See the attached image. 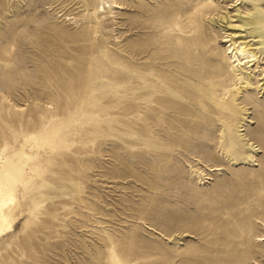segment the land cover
I'll list each match as a JSON object with an SVG mask.
<instances>
[{
  "label": "rangeland",
  "instance_id": "obj_1",
  "mask_svg": "<svg viewBox=\"0 0 264 264\" xmlns=\"http://www.w3.org/2000/svg\"><path fill=\"white\" fill-rule=\"evenodd\" d=\"M262 16L264 0H0V162L22 158L31 186L0 264H83L109 241L132 264H205L202 235L264 234V54L239 27ZM228 32L257 54L225 97L247 108L234 155L212 98L235 90Z\"/></svg>",
  "mask_w": 264,
  "mask_h": 264
},
{
  "label": "bare ground",
  "instance_id": "obj_2",
  "mask_svg": "<svg viewBox=\"0 0 264 264\" xmlns=\"http://www.w3.org/2000/svg\"><path fill=\"white\" fill-rule=\"evenodd\" d=\"M114 3H115V0H114ZM227 16L228 15L221 14V16L219 17H221L222 19H226ZM213 20L216 22L215 18H213ZM240 22H239L240 23L239 27L249 26V24H252L254 26V30L252 31V33L255 34L257 38H259L258 43H260L259 45L262 46L260 47L261 48L260 50H261V53L264 54V16H262L259 19H256V18L248 19V20L241 19ZM226 25H230V24L226 23ZM235 26H237V23L235 24ZM225 28L227 27L225 26ZM233 34L229 32L226 33L227 38L224 41L230 42L227 48L229 50L228 52L229 56H227L228 59L233 60L232 63L236 62V65L234 64V67H236L235 72H234L235 76L233 75L234 81H232L233 82L232 85L235 88V90L232 91L231 89L229 90V88L222 87L221 89H218L217 87H213L214 91L212 92V98L215 100V103L218 104V106L221 108L222 118L227 119V121L223 123V128L221 131V133L223 134V138H224L223 142L221 141L222 142L221 146L225 147V149L227 150V153H231L232 155L237 154L240 149L239 147L240 141L237 139L238 138L237 132L234 131L233 127L236 128V126H238V123H241V122H237V124H233V122L229 121L228 119L233 120L234 118H236L237 114L244 116L242 112L247 111V108L243 106V104L242 106L241 105L234 106V104H229L226 102L225 97L228 94L232 93L233 94L232 102L234 103L236 101L238 94H240L242 90H247V89L249 90V87L252 86V80L251 78L246 79V77H244L242 66L243 64L248 65V67L249 65H253V61L255 60V57L257 55L255 51L251 50L250 48L247 49V45H245L243 41H238V39L233 40ZM220 74L216 76L218 77ZM214 86H217V85L214 84ZM253 97L250 96L249 99L252 102L257 103L256 99H254ZM217 98H220V101H217ZM211 106L213 105L211 104ZM193 114L194 112L191 115ZM208 122L210 121L208 120ZM185 132L186 131H184V134ZM242 138H243L242 140L245 142L244 144H246L248 147H251V148L253 147L254 150L256 149V146H253L252 143L249 142V139L245 137H242ZM183 148H184V145H183ZM251 152L252 151H249V153L247 154L249 158H253V154H251ZM22 163H23L22 158H19L17 160H15L13 157H8V156H3L1 158V162H0V238L5 236L6 233H8L9 231L13 229V225L16 223L19 215L21 214L20 213L21 204H20L18 194H17L18 183H21L23 185L25 191H28L31 188V186L29 185L30 183H28L25 180V169L23 168ZM194 173L198 175V172L196 171V169ZM251 217L260 218L261 220H263L264 211L259 212V213L254 212L251 215ZM250 225L252 227L256 226L253 223H250ZM214 232H216V230ZM202 236L207 239V243H208L204 248L205 249L204 255H205V261H206L205 264H253V263L263 264L262 261L264 258V234H257L254 232L252 234H250V232H240V233H226V234H211V235H202ZM103 247H104V251H101L99 247H96L94 248L93 253L89 249L87 251V255L89 256V259H88L89 261L83 264H132V260L130 259V254L127 248L125 246H122L119 241H109L108 243L105 242L103 243ZM80 261H82V259Z\"/></svg>",
  "mask_w": 264,
  "mask_h": 264
}]
</instances>
